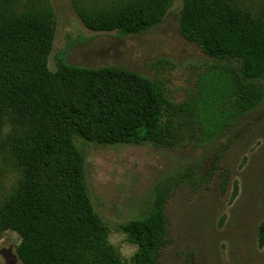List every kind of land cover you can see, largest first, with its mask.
<instances>
[{"label": "trees", "instance_id": "obj_1", "mask_svg": "<svg viewBox=\"0 0 264 264\" xmlns=\"http://www.w3.org/2000/svg\"><path fill=\"white\" fill-rule=\"evenodd\" d=\"M36 1L0 0V160L17 172L0 203V233L18 235L25 264H157L168 236L165 204L188 169L157 180L150 211L119 225L137 246L127 263L92 204L75 140L183 147L218 139L264 100V3L252 12L230 0H183L179 31L207 61L174 101L161 80L124 66L71 64L61 52L51 70L53 20ZM169 8L170 0H122L81 6L77 15L91 31L134 35L160 24ZM258 234L264 243V221Z\"/></svg>", "mask_w": 264, "mask_h": 264}, {"label": "rangeland", "instance_id": "obj_2", "mask_svg": "<svg viewBox=\"0 0 264 264\" xmlns=\"http://www.w3.org/2000/svg\"><path fill=\"white\" fill-rule=\"evenodd\" d=\"M122 0H38L53 20L54 37L48 66L64 52L71 64L98 67L120 65L161 80L174 101H181L196 81L207 56L185 40L177 13L183 0H170L163 21L134 35L87 29L77 9L97 8ZM257 12L264 0H230ZM24 6H26L24 4ZM160 58L167 63L152 65ZM75 143L85 159L92 204L108 226L107 239L131 263L137 246L119 225L151 209L157 180L187 168L165 204L167 240L157 264H264L259 225L264 221V100L241 116L215 141L205 146ZM17 172L0 160V203L15 185ZM18 235L0 233V264H25L16 254Z\"/></svg>", "mask_w": 264, "mask_h": 264}]
</instances>
